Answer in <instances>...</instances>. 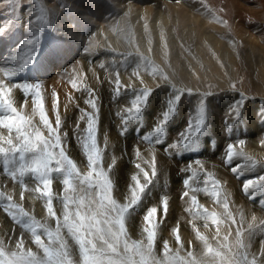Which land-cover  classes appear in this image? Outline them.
<instances>
[{
	"label": "rangeland",
	"instance_id": "374dc122",
	"mask_svg": "<svg viewBox=\"0 0 264 264\" xmlns=\"http://www.w3.org/2000/svg\"><path fill=\"white\" fill-rule=\"evenodd\" d=\"M142 1L144 0H0V67L16 70V74L7 81L9 84L21 83L24 80L28 83H42L44 108L53 125L56 118V112L53 110V94L56 95L58 112L63 121L61 133L68 134L65 139L66 152L77 164L81 173H86L88 167L81 144V139L85 135L87 119H80L82 115L80 109H84L86 112L93 110L85 104L89 93L83 90H74L71 82L75 80L81 89H93L98 98L99 109L96 143L103 153V166L106 170L113 159L116 161L115 167L110 172V178L114 184L113 195L118 202L122 204L125 202V198L130 196L129 185L134 187L135 184L130 179L132 175H137L141 183L145 182L143 172L137 169L135 164H140L141 168L148 171L150 175L151 160L155 156L158 176L154 178L140 204L130 211L126 219L128 223L129 219L134 218L136 228V232L132 233L126 223L128 239L146 243L142 231L144 227L143 215L147 208L155 206L159 210L156 218L159 227L153 252L157 259H164V241H168L171 255H176L189 262L194 258L198 264L202 262V264H214L213 258L205 255V244L197 238V232L204 236L207 243L213 248H218L224 242V236H228V243L234 245L237 225L241 229L247 230L248 224L253 222V217H256L257 225L260 221H264V192L256 191L252 196H248L241 190L244 181L264 175V143H262L264 141V47H258L257 52H251L248 45L242 43L240 38L237 39L238 35L234 32V22L235 19H238L236 18L237 12L243 16L245 25L243 24L242 27L244 26L245 29L247 24L258 26L259 23L264 26V5L261 0H244V2L240 1L241 5L236 4L234 0H226L227 2L217 0L218 3L216 0H179L186 6L196 3L200 9L208 8L206 10H210V14L216 15L209 20L210 23L206 29L197 27L194 29L193 27L192 31H187L188 25L186 27L181 25L179 17L176 18L177 20L172 17L160 22L153 35L149 30V24L153 18L152 12L147 16L142 13L140 19L131 25L127 20L114 21L113 18L117 14L119 5L127 3L134 11H137L141 7L145 9L149 5ZM176 1L174 0L175 3ZM38 5L44 8L49 15V22L45 25H40V22L36 20L39 14ZM249 5L256 11L250 13L245 8ZM254 13L257 18L253 15ZM202 15L198 16L202 18ZM251 17L253 21L255 20L254 22ZM225 20L228 24L220 22ZM100 26L110 29L114 35L120 32L124 34V37L114 38V42H110V46L113 47H103L101 41H98L100 40L98 37V30L101 31ZM77 29H79V35H72V32ZM116 30L118 31L116 32ZM259 31L258 28H254L251 33H254L253 35L260 33V36H257L259 39L256 40V45L264 46V27H261V32ZM140 32L142 35H137ZM207 35H210V39L206 38ZM33 38L34 43L31 46L24 43ZM118 40L120 41L117 43ZM150 42L152 43L150 44ZM215 46L219 47L218 50ZM227 47L229 48L227 49ZM221 48H224V56L220 55ZM14 53L17 54V58L11 60ZM32 53L35 55L33 56ZM14 63L17 64L14 65ZM117 78L120 81L121 94L119 96L115 95ZM154 78L160 80L155 81ZM188 78L193 80V83ZM147 80H151L150 85L145 83ZM173 85L175 89L184 93L177 105L175 115L168 121L162 134L153 137L150 141L143 140L142 138L150 134L158 120L163 118L162 113L167 109V99L172 96L175 90ZM233 85H235V89H233ZM125 89L128 90L125 91ZM143 89L153 90L147 106L138 119L129 121L126 126H123L120 116L125 115V109L131 107V100ZM189 89L191 95L187 94ZM51 92H53L52 95ZM241 92L249 98L244 103L241 115L236 117L235 113L231 112L230 106L241 100ZM209 93L210 95H207ZM12 95L17 110L30 118L34 126L43 130L38 113L33 111L32 97L29 96L25 102V94L16 88H13ZM201 100L205 101L206 110L204 131L190 144L181 147L172 154L165 152L166 147L168 148L175 139H178L188 120L191 118L193 122L195 121ZM118 112L121 113L120 116H117ZM77 124H79V128H77ZM122 127H126L123 135H121ZM43 131L47 135L46 130ZM0 134L7 136L8 131L0 128ZM12 135L15 137L14 132ZM239 140L245 141L243 146L238 143ZM229 143L234 145L235 151H242L244 155L234 157L231 164L226 166L224 163L225 149ZM253 162H255V167H252ZM236 165L240 166L239 178L231 172V167ZM186 177H190L188 189L182 183ZM212 180L218 182L216 191L219 193L221 203L214 202L215 198L204 191L205 187L209 191L212 190ZM61 181L62 178H57L52 185L56 197L63 194ZM36 187L37 181L30 175L24 178L18 177L14 182L3 171V159L0 158V193H3L5 198L11 196L13 203L22 207L29 215L38 214L35 216L37 221L55 230L56 221L49 217L45 210L46 200L33 191ZM192 189H198V191H192ZM185 190H188L190 194L181 199V194ZM22 192L23 197L25 196L23 200L21 199ZM192 195L197 196L201 213L204 210H207L208 213L215 212L218 218L224 221L219 225V232H217V226L213 225L210 219L199 218L196 216L195 209L190 210L192 209L190 203ZM162 197L168 198L166 220H163ZM24 199L28 202V206L22 204ZM223 202L228 204L227 212L223 207ZM6 203V199L0 198V241L3 242L5 250L7 252L16 251V244L23 237L24 248L31 249L42 256L43 253L32 242L33 238L30 232L13 224L4 214L2 205ZM53 206L57 216L62 219L61 200L55 198ZM229 214L235 219V224L229 220ZM174 228H179L181 245L176 242L172 231ZM64 231L66 229L62 230V236L67 241L71 258L74 264H79L78 247ZM38 234L42 235V239L47 244L48 241L43 236L42 229L38 230ZM245 235H247L246 232ZM261 241H264V228H257L250 242L246 241L250 243L247 250L249 259L251 260L253 256L257 257V264H264V249L261 248ZM188 253H192V257H189Z\"/></svg>",
	"mask_w": 264,
	"mask_h": 264
},
{
	"label": "snow or ice",
	"instance_id": "6c2138e0",
	"mask_svg": "<svg viewBox=\"0 0 264 264\" xmlns=\"http://www.w3.org/2000/svg\"><path fill=\"white\" fill-rule=\"evenodd\" d=\"M37 8L39 14L36 20L40 22V25L47 24L49 22L48 13L39 5ZM220 22L227 24L226 20ZM24 43L31 46L34 43V38ZM32 55L34 56L35 53ZM0 74L3 75V79H0V128L8 131L7 136L0 134V158L3 159V171L14 182L18 177L24 178L29 175L37 181V187L33 191L46 200L45 210L48 216L56 221V228L52 230L46 224L37 221L34 216H30L22 207L13 203L11 196L5 198L4 194L0 193V198L7 200V203L2 205L4 214L13 224L30 232L33 238L32 242L43 253L41 256L31 249H25L23 237L16 244L17 250L12 252H7L3 242L0 241V264H74L67 241L62 236V230L65 229L78 247L79 264H198L194 258L189 262L176 255H171L168 241H164V259H157L154 256L159 227L156 219L159 210L155 206L147 208L143 215L144 227L142 231L146 243L128 239L126 219L130 211L140 204L145 192L153 183L154 178L158 176L155 156L152 159L150 175L148 171L141 168L140 164H135V167L143 172L145 182L141 183L137 175H132L130 179L135 184L134 187L129 185L130 196L125 198L124 203L118 202L113 195L114 184L110 178V172L115 167L116 161L113 159L106 170L103 166V153L96 143L99 109L97 106L98 98L93 89H81L75 80L71 82L74 90H83L89 93V98L85 99V104L93 110L86 112L84 109H80L82 113L80 119H87L84 129L85 135L81 139V144L88 167L86 173H81L77 164L66 152L65 139L68 134L61 133L63 121L58 112L56 95L53 94V110L56 112L55 124L53 125L44 108L41 82H21L9 85L7 81L16 74V70L0 67ZM165 79L167 80V77ZM115 86V95L119 96L121 93L118 78L115 81ZM13 88L20 89L25 94V102L29 96L32 97L33 111L38 113L43 130H46L47 135L40 127L34 126L32 120L22 115L14 106ZM173 88L175 89L174 85ZM233 89H235V85H233ZM127 90L125 89V91ZM152 91V89H143L131 100V107L125 109V115L120 116V113H117L123 126H126L129 121L139 118L147 106ZM187 94L191 95L190 89ZM183 95L184 93L179 89L173 91L172 96L167 101V109L162 113L163 118L158 120L150 134L145 135L143 140L150 141L153 137L163 133L166 124L175 115L177 105ZM240 96L241 100L230 106L231 112H234L236 117L241 115L244 103L249 98L242 92ZM205 112V101L201 100L195 121L193 122L191 118L188 120L178 139L170 144L165 152L171 154L190 144L194 138L201 134L206 125ZM229 127L231 126L229 125ZM77 128H79V124H77ZM125 131L126 127H122L121 135ZM13 132L15 137L12 135ZM238 143L243 145L245 141L239 140ZM225 153L224 163L226 166L231 164L234 157L244 155L242 151H235L232 143L227 145ZM137 155H139L138 152ZM196 163L198 164L199 161L197 160ZM252 167H255V162L252 163ZM239 168V165L231 167V172L237 175V178L240 176ZM57 178H62L63 194L60 197H56L52 189L53 182ZM182 183L188 189L190 177L183 179ZM205 183L207 184V181ZM211 184L212 190L209 191L205 187V193L214 197V202L221 203L219 193L216 191L218 182L212 180ZM241 190L248 196H252L256 191L264 192V175L244 181ZM192 191H198V189H192ZM189 194V191L185 190L181 194V199L188 197ZM23 198L22 192L21 199L23 200ZM55 198L62 202V219L57 216L54 210L53 200ZM190 203L192 205L190 210L195 209L196 216L199 218L210 219L211 223L217 226V232H219V225L224 221L218 218L215 212L208 213L207 210H204L201 213L196 195L191 196ZM223 207L227 212L228 204L226 202H223ZM161 208L163 220H166L168 213L167 197L161 198ZM252 219L253 222L248 224L247 230H243L237 225L234 245L228 243V236H224V242L218 248H213L207 243L206 238L197 232V238L205 244V255L211 256L214 264H257L258 258L253 256L250 260L247 250L255 230L264 228V221H260L257 225L255 223L256 217ZM229 220L233 224L236 223L230 214ZM39 229L43 230V236L48 241L47 244L42 239V235L38 234ZM172 231L177 244L181 245L179 228H174ZM261 248L264 249V241H261ZM188 256L192 257V253H188Z\"/></svg>",
	"mask_w": 264,
	"mask_h": 264
},
{
	"label": "bare ground",
	"instance_id": "6f19581e",
	"mask_svg": "<svg viewBox=\"0 0 264 264\" xmlns=\"http://www.w3.org/2000/svg\"><path fill=\"white\" fill-rule=\"evenodd\" d=\"M217 1V0H216ZM228 1V0H227ZM226 0H225V2H227ZM235 1V3L236 4H240V1H243L244 2V0H234ZM233 1V2H234ZM262 1V5H264V0H261ZM142 2H147V3H149V5L148 6H146L145 7V9H142V7H141V9L140 10H137V11H134V9L133 8H131V7H129V5H127V3H123V4H121V5H119V7H118V11H116L117 12V14L115 15V18H113V19H115L114 21L115 22H120V21H124V20H127V22H129L130 23V25L131 24H134V23H136L137 22V19H140V16H141V14L143 13V14H146V16L147 15H149V13L150 12H152L153 13V18L151 19V21H150V24H149V30L151 31V33L154 35L155 33H156V31H157V27H159V25H160V22H162L163 20H165V19H169V18H172V17H175L174 19L175 20H177L176 18H180L181 19V25L183 26L184 25V27H186L187 25H188V29H187V31L188 30H190V31H192V28L194 27V29L197 27V28H200V29H203V28H205L206 29V27L209 25V20L210 19H212V18H214V17H216V15H214L213 13H211L210 14V10L208 11V10H206V9H208V8H206V9H204V8H201V9H204V10H201L200 9V7L195 3V4H193V5H190V6H186V5H184L183 3H181V1L180 2H177L176 1V3L174 2V0H144V1H142ZM183 2V1H182ZM185 2V1H184ZM196 2V1H195ZM220 2V1H219ZM247 2V1H246ZM189 3V2H188ZM217 3H218V1H217ZM241 5V4H240ZM236 6V5H235ZM255 6V5H254ZM202 7V6H201ZM238 7V6H237ZM242 7V6H241ZM240 7V8H241ZM263 7V6H262ZM243 8V7H242ZM245 8H247L249 11H250V13L251 12H254V10L256 11V9H254L251 5H249V6H246ZM257 8H259L258 6H257ZM225 9V8H224ZM229 9V8H228ZM237 9H239V8H237ZM235 10V9H234ZM241 10V9H240ZM239 10V11H240ZM246 10V9H245ZM247 10V11H248ZM264 10V9H263ZM258 11V10H257ZM261 11V10H260ZM227 12V11H226ZM233 12V11H232ZM120 13V14H119ZM242 13V12H241ZM199 14H203L201 17L203 18H200L198 15ZM217 15H219V13H216ZM237 14V17L236 18H238V19H235L236 21V23L234 22V28H235V31L234 32H236V34L238 35V37H237V39L238 38H240L241 39V41H242V43L244 42L245 44H247L248 45V47L250 48V51L251 52H257L258 51V47H260V48H262V47H264V46H262V45H259V46H257L256 45V40L257 39H259V37H257V36H260V33L258 34V35H253L251 32H252V30H254V28H258L260 31L259 32H261V27H264V26H262V25H259V23L257 24L258 26H253V25H251V24H247L246 26H247V28L245 29L244 28V26L242 27V25L245 23V21H244V19H242V17L243 16H241L238 12L236 13ZM235 14V15H236ZM229 15V14H228ZM232 15V14H231ZM248 15V14H247ZM254 16L256 15L255 13L253 14ZM261 15H263V14H261ZM254 16H252V17H254ZM258 16H260V15H258ZM227 17V16H226ZM235 17V16H234ZM251 17V19H252V21H253V18ZM256 18H257V16H255ZM218 18V17H217ZM222 18V17H221ZM230 18V17H229ZM232 18V17H231ZM149 19V18H148ZM173 19V20H174ZM234 20V19H233ZM244 21V22H243ZM255 21V20H254ZM253 21V22H254ZM257 21V20H256ZM166 22V21H165ZM250 22V21H249ZM259 22V21H258ZM264 22V21H263ZM178 23V22H177ZM256 23V22H255ZM172 24V23H171ZM221 24V23H220ZM228 24V23H227ZM177 25V24H176ZM215 25V24H214ZM213 25V26H214ZM231 25V24H230ZM245 25V24H244ZM163 26H165L164 24H163ZM218 26V25H217ZM221 27H224L223 25H220ZM245 26V27H246ZM101 28V31L100 30H98V37L100 38V40H98V41H101V45L103 46V47H111L110 46V42H114V38H116V37H118V38H121V37H124L123 35L124 34H122V33H120V32H118V33H115V35L112 33V31H110V29H106V28H104L103 26H100ZM167 28H168V26H167ZM214 28V27H213ZM228 28V27H227ZM200 29H199V31H200ZM226 29V28H225ZM118 30H116V32H117ZM227 31V30H226ZM169 32V31H168ZM202 32V31H201ZM206 32H208V31H206ZM150 33V32H149ZM220 33V32H219ZM263 33V32H262ZM167 34V33H166ZM213 34V33H212ZM264 34V33H263ZM72 35H74V36H78L79 35V29H77V30H74L73 32H72ZM71 35V36H72ZM136 35V34H135ZM137 35H142V33L140 32V33H138ZM168 35V34H167ZM171 35V34H170ZM202 35V34H201ZM220 35V34H219ZM235 35V34H234ZM74 36H73V38H74ZM150 36V35H149ZM236 36V35H235ZM133 37V36H132ZM152 37V36H151ZM164 37V36H163ZM210 37V35H207L206 36V38H208V39H210L209 38ZM214 37H216V36H214ZM168 38V37H167ZM171 38V37H170ZM212 38V37H211ZM218 38V37H217ZM76 39H77V37H76ZM146 39H147V37H146ZM149 39V38H148ZM195 39V38H194ZM221 39V38H220ZM212 40V39H211ZM210 40V41H211ZM214 40V39H213ZM224 40V39H223ZM78 41V40H77ZM120 40H118L117 41V43L119 42ZM134 41V40H133ZM140 41V40H139ZM187 41V40H186ZM193 41V40H192ZM197 41V40H196ZM140 42H142V41H140ZM147 42V41H146ZM206 42H207V40H206ZM224 42V41H223ZM116 43V42H115ZM152 42H150V44H151ZM213 43V42H212ZM123 44V43H122ZM121 44V45H122ZM140 44V43H139ZM138 44V45H139ZM142 44V43H141ZM144 45H145V43H143ZM173 44V43H172ZM172 44H170V45H172ZM208 44V43H207ZM229 44V43H228ZM117 45V44H116ZM125 45V44H124ZM213 45V44H212ZM217 45V44H216ZM227 45V44H226ZM243 45V44H242ZM114 46H115V44H114ZM143 46V45H142ZM201 46V45H200ZM221 46V45H220ZM113 47V46H112ZM120 47V46H119ZM132 47V46H131ZM141 47V46H140ZM233 47V46H232ZM24 48V47H23ZM22 48V49H23ZM126 48H128V47H126ZM138 48V47H137ZM149 48V47H148ZM151 48H152V46H151ZM215 48L218 50V48L219 47H217V46H215ZM229 47H227V49H228ZM238 48H239V46H238ZM25 49V48H24ZM131 49V48H130ZM206 49H208V48H206ZM222 49V52H220L221 54L220 55H222V56H224V48H221ZM226 49V48H225ZM122 50V49H121ZM124 50H125V48H124ZM128 50V49H127ZM143 50V49H142ZM209 50H210V48H209ZM154 51V50H153ZM173 51V50H172ZM196 51V50H195ZM231 51V50H230ZM240 51V50H239ZM22 52H24L23 50H22ZM152 52V51H151ZM201 52V51H200ZM19 53H21V52H19ZM25 54H26V52H24ZM29 53V52H28ZM144 53V52H143ZM149 53V52H148ZM211 53V52H210ZM237 53V52H236ZM250 53V52H249ZM259 53V52H258ZM10 54V53H9ZM124 54V53H123ZM227 54V53H226ZM234 54V53H233ZM7 55V54H6ZM5 55V56H6ZM30 55V54H29ZM198 55V54H197ZM208 55V54H207ZM228 55V54H227ZM239 55V54H238ZM252 55H254V54H252ZM17 54L15 55V53H14V55L13 56H11L12 58H10L11 60H15L17 57ZM21 56V55H20ZM25 56V55H24ZM150 56V55H149ZM235 56V55H234ZM151 57V56H150ZM199 57V56H198ZM203 57V56H202ZM218 57V56H217ZM220 57V56H219ZM246 57V56H245ZM0 58H1V56H0ZM240 58V57H239ZM9 59V60H10ZM23 59V58H22ZM132 59V58H131ZM225 59V58H224ZM245 59V58H244ZM252 59V58H251ZM4 60V59H3ZM29 60H30V58H29ZM155 60V59H154ZM158 60V59H157ZM226 60V59H225ZM236 60H237V58H236ZM250 60V59H249ZM8 61V60H7ZM228 61V60H227ZM241 61V60H240ZM10 62V61H9ZM21 62V61H20ZM206 62V61H205ZM209 62V61H208ZM229 62H230V60H229ZM238 62H239V60H238ZM247 62V61H246ZM252 62V61H251ZM2 63H3V61H2ZM12 63V62H11ZM22 63H23V60H22ZM171 63V62H170ZM174 63V62H173ZM201 63H202V61H201ZM217 63V62H216ZM15 64H17V63H14V65ZM236 64V63H235ZM7 65V64H6ZM88 65V64H87ZM161 65V64H160ZM204 65V64H203ZM211 65V64H210ZM232 65V64H231ZM230 65V66H231ZM239 65V64H238ZM237 65V66H238ZM242 65V64H241ZM245 65V64H244ZM9 66H10V64H9ZM240 66V65H239ZM252 66V65H251ZM2 67V66H1ZM18 67V66H17ZM82 67V66H81ZM84 67V66H83ZM90 67V66H89ZM175 67V66H174ZM228 67V66H227ZM6 68V67H5ZM207 68V67H206ZM256 68V67H255ZM18 69V68H17ZM174 69V68H173ZM180 69V68H179ZM157 70V69H156ZM230 70V69H229ZM211 71V70H210ZM22 72V71H21ZM174 72V71H173ZM217 72V71H216ZM161 73V72H160ZM175 73H177V72H175ZM186 73V72H185ZM197 73V72H196ZM211 73V72H210ZM239 73V72H238ZM162 74V73H161ZM215 74V73H214ZM230 74V73H229ZM240 74V73H239ZM258 74V73H257ZM190 75V74H189ZM193 75V74H192ZM195 75V74H194ZM208 75H210V74H208ZM207 75V76H208ZM87 76V75H86ZM222 76V75H221ZM142 77V76H141ZM162 77V76H161ZM160 77V78H161ZM178 77V76H177ZM209 77V76H208ZM212 77V76H211ZM217 77V76H216ZM138 78V77H137ZM143 78V77H142ZM141 78V79H142ZM163 78V77H162ZM229 78V77H228ZM227 78V79H228ZM0 79H3V75L2 74H0ZM144 79V78H143ZM146 79V78H145ZM155 79V78H154ZM188 79H190V78H188ZM194 79V78H193ZM257 79V78H256ZM128 80V79H127ZM135 80H137V79H135ZM160 79H155V81H159ZM191 80V79H190ZM222 80V79H221ZM124 81V80H123ZM192 81V83H193V80H191ZM24 82H26L25 80H24ZM33 82V81H32ZM138 82V81H137ZM151 82V80H147V81H145V83L146 84H148V85H150L149 83ZM195 82V81H194ZM201 82V81H200ZM226 82H228V81H226ZM31 83V82H30ZM160 83H162V82H160ZM258 83V82H257ZM134 84V83H133ZM140 84V83H139ZM225 84V83H224ZM9 85H11V84H9ZM142 85V84H141ZM154 85V84H153ZM199 85V84H198ZM49 86V85H48ZM259 86V85H258ZM42 87H43V85H42ZM139 87V86H138ZM155 87V86H154ZM161 87V86H160ZM48 88H50V87H48ZM159 88V87H158ZM51 89V88H50ZM194 90H196V89H194ZM263 90V89H262ZM48 91H49V89H48ZM52 91V90H51ZM253 91V90H252ZM222 93V92H221ZM53 94V92H51V95ZM152 94V93H151ZM14 96H15V94H13ZM18 95V94H17ZM50 95V96H51ZM155 95V94H154ZM224 95V94H223ZM238 95V94H237ZM263 95V94H262ZM262 97V96H261ZM16 98V97H15ZM15 98H14V100H15ZM80 98H81V96H80ZM160 98V97H159ZM227 98V97H226ZM235 98V97H234ZM237 98V97H236ZM168 100V99H167ZM218 100V99H217ZM259 101H262V100H260V99H258ZM29 101H31V100H29ZM158 101V100H157ZM156 101V102H157ZM161 101V100H160ZM230 102V101H229ZM14 103H15V101H14ZM29 103V102H28ZM152 103V102H151ZM27 104V103H26ZM24 105V104H23ZM28 105V104H27ZM27 105H26V107H27ZM152 105H153V103H152ZM224 105V104H223ZM252 105V104H251ZM18 106V105H17ZM28 106H30V105H28ZM212 106V105H211ZM214 106V105H213ZM25 107V108H26ZM124 107H126V106H124ZM254 108V107H253ZM255 108H256V106H255ZM213 109V108H212ZM230 110V109H229ZM221 111H223V110H221ZM252 111H253V109H252ZM229 112V111H228ZM252 113V112H251ZM121 114V113H120ZM254 114V113H253ZM256 114H258V113H256ZM80 115V114H79ZM213 115H215V114H213ZM219 115V114H218ZM222 115V114H221ZM104 116V115H103ZM211 116V115H210ZM251 116H253V115H251ZM256 116V115H255ZM254 116V117H255ZM227 117V116H226ZM225 117V118H226ZM105 118V117H104ZM106 118H107V116H106ZM252 118V117H251ZM251 118H249V119H251ZM180 119V118H179ZM253 119V118H252ZM251 119V120H252ZM122 122V121H121ZM253 122V121H252ZM254 123H256V122H254ZM110 124V123H109ZM108 125V124H107ZM177 127V126H176ZM108 128H109V126H108ZM107 128V129H108ZM172 128V127H171ZM180 128V127H179ZM213 128H214V126H213ZM111 129V128H110ZM177 129V128H176ZM262 129V128H261ZM214 130V129H213ZM216 131V130H215ZM218 131V130H217ZM249 131V130H248ZM251 131H253V130H251ZM103 132V131H102ZM219 134V133H218ZM246 134V133H245ZM250 134H251V132H250ZM252 135V134H251ZM256 136V135H255ZM264 137V136H263ZM127 138V137H126ZM130 138V137H129ZM255 138V137H254ZM122 140V139H121ZM124 140H125V138H124ZM127 140H129V139H127ZM176 140V139H175ZM122 142H123V140H122ZM123 144H124V142H123ZM166 144V143H165ZM164 144V145H165ZM249 144H251L250 142H249ZM248 144V145H249ZM247 145V146H248ZM253 145V144H252ZM167 146V145H166ZM243 146V145H242ZM263 146V145H262ZM110 147V146H109ZM245 147V146H244ZM251 147V146H250ZM256 147V146H255ZM264 147V146H263ZM146 148V147H145ZM148 148H150V147H148ZM167 148V147H166ZM239 148V147H238ZM242 149V148H241ZM148 150V149H147ZM185 150V149H184ZM158 151V150H157ZM163 151V150H162ZM248 151H249V149H248ZM262 151V150H261ZM264 151V150H263ZM146 152V151H145ZM148 152H149V150H148ZM161 152V151H160ZM159 152V153H160ZM150 153V152H149ZM187 153V152H186ZM172 154V153H171ZM179 154V153H178ZM185 154V153H184ZM247 154V153H246ZM254 154H256V153H254ZM180 155V154H179ZM146 156V155H145ZM184 156V155H183ZM258 156V155H257ZM261 156V155H260ZM213 158V157H212ZM153 159V158H152ZM161 159V158H160ZM143 160V159H142ZM177 160V159H176ZM252 160V159H251ZM261 160V159H260ZM264 160V159H263ZM109 161V160H108ZM152 161V160H151ZM178 162V161H177ZM191 163V162H190ZM194 163V162H193ZM233 164V163H232ZM143 166V165H142ZM150 166V165H149ZM164 166V165H163ZM207 166H209V165H207ZM172 167V166H171ZM217 168V167H216ZM118 169V168H117ZM216 170V169H215ZM225 173V172H224ZM219 175V174H218ZM15 186H17V185H15ZM18 187V186H17ZM25 197V196H24ZM27 199V198H26ZM32 201V200H31ZM24 206H28V202H26L25 201V199H24V201H23V203H22ZM30 204H32V203H30ZM30 206V205H29ZM62 213H63V209H61L60 210ZM1 215V214H0ZM30 216H38V214H33V215H30ZM36 218V217H35ZM3 219H4V217H3ZM7 219V218H6ZM6 221V220H5ZM3 222V221H2ZM10 222V221H9ZM135 219L134 218H131V219H129L128 220V223H127V221H126V223H127V226L130 228L129 230L132 232V233H135L136 232V228H135ZM6 223V222H5ZM4 223V224H5ZM41 223V222H40ZM3 224V225H4ZM53 229V228H52ZM128 230V231H129ZM64 232H67V231H64ZM128 233H130V232H128ZM1 234V233H0ZM65 234V233H64ZM195 254V253H194ZM198 256V255H197ZM201 259H202V257H201ZM205 260V259H204ZM207 262V261H206ZM210 262V261H209ZM203 263V262H202ZM202 263H200V264H202Z\"/></svg>",
	"mask_w": 264,
	"mask_h": 264
}]
</instances>
